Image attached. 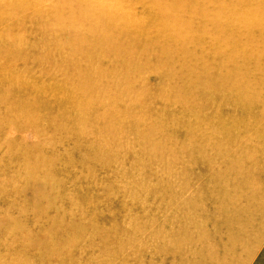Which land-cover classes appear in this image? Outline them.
<instances>
[{"label":"rangeland","instance_id":"rangeland-1","mask_svg":"<svg viewBox=\"0 0 264 264\" xmlns=\"http://www.w3.org/2000/svg\"><path fill=\"white\" fill-rule=\"evenodd\" d=\"M20 248L264 264V0H0V255Z\"/></svg>","mask_w":264,"mask_h":264},{"label":"bare ground","instance_id":"bare-ground-1","mask_svg":"<svg viewBox=\"0 0 264 264\" xmlns=\"http://www.w3.org/2000/svg\"><path fill=\"white\" fill-rule=\"evenodd\" d=\"M70 7V6H69ZM71 8V7H70ZM66 10V9H65ZM54 15H55V17H56V14L54 13ZM78 24V26H82V25H80L79 24V22L77 23ZM89 82H83V84L84 85H87ZM82 88V87H81ZM76 116H78V115H76ZM77 119H79V121H77V122H75V124H74V130H76V129H78L76 132L78 133L79 131H80V129L82 128V131H87V130H83L84 128H86L87 126H85L83 123H82V121L83 120H81V117H76ZM112 123V122H111ZM108 128H110V127H108V126H104V128L103 127H100L99 129H93V128H91L90 129V131H87V132H89V136L90 135H93L94 137H95V139L97 138V139H100L101 138V136H102V134H107L108 136H109V134H108V132H107V129ZM96 133H97V135H96ZM94 137H89V138H94ZM48 238L50 239L51 238V240H54V238H52L51 237V235H48ZM63 241H64V239H63ZM57 246H59V244L57 243ZM12 257H15L14 259H12ZM12 257H8V256H1L0 255V264H27V257H26V255H25V250H23V249H21L20 248V250L19 251H17V252H15L14 254H13V256Z\"/></svg>","mask_w":264,"mask_h":264}]
</instances>
